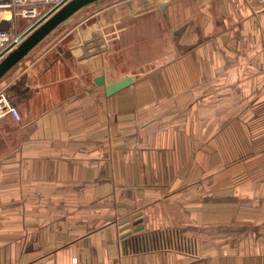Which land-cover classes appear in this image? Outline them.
Listing matches in <instances>:
<instances>
[{
  "label": "crops",
  "instance_id": "obj_1",
  "mask_svg": "<svg viewBox=\"0 0 264 264\" xmlns=\"http://www.w3.org/2000/svg\"><path fill=\"white\" fill-rule=\"evenodd\" d=\"M157 1L99 29L130 86L61 25L0 80V264H264V2ZM163 228L198 255L135 249Z\"/></svg>",
  "mask_w": 264,
  "mask_h": 264
},
{
  "label": "built area",
  "instance_id": "obj_2",
  "mask_svg": "<svg viewBox=\"0 0 264 264\" xmlns=\"http://www.w3.org/2000/svg\"><path fill=\"white\" fill-rule=\"evenodd\" d=\"M62 0H0V52L10 45L38 18ZM264 2V0H261ZM101 20V19H100ZM84 47L85 54L91 53V48H99L104 53L109 50V43L99 29L98 19L89 16L84 20ZM98 47V48H97ZM87 49V50H86ZM90 50V51H89ZM97 52V51H96ZM12 117L20 119L19 109L0 91V122ZM136 250L176 249L197 256L198 252L193 243L185 244L184 237L175 228L154 229L141 234Z\"/></svg>",
  "mask_w": 264,
  "mask_h": 264
},
{
  "label": "rangeland",
  "instance_id": "obj_3",
  "mask_svg": "<svg viewBox=\"0 0 264 264\" xmlns=\"http://www.w3.org/2000/svg\"><path fill=\"white\" fill-rule=\"evenodd\" d=\"M152 3V4H151ZM151 4V5H150ZM150 6V7H149ZM146 7L149 8H158V1L157 0H101L99 2H96L94 4H91L89 6H86L85 8L78 11L76 14L73 15L72 20H68L67 22L61 24L56 31V36H58L62 31H64L66 34L68 33L66 39L64 40L67 45L71 44L74 45L76 48L79 49L75 50V53L77 55H80V57L85 56L88 57H94L98 56L101 52H99V48L96 50V48H91L92 52L85 54V47H84V33L83 29L86 25H84V20L88 18L90 15L93 16L94 20L98 19V24L106 23V24H114L117 22H123V23H131L132 21L128 20L131 19V15H137L139 12H142L146 9ZM101 19V20H100ZM123 20V21H122ZM52 38V37H51ZM112 43L108 45V48L110 49L109 58L111 57V61L113 64H108L104 71L108 76V81L114 80L116 77L120 75H125L127 72L130 74V72H135L138 70L139 67H143L144 63H135V65H132L131 63L125 64L120 63L125 62L127 59L126 57H122L121 60L117 59L115 55V42L114 40L111 41ZM87 50V49H86ZM90 51V50H89ZM97 51V52H96ZM112 52V54H110ZM83 53V54H82ZM114 53V54H113ZM96 54V55H94ZM88 59V58H87ZM94 59V58H92ZM119 60V61H116ZM143 64V65H142ZM119 71V72H117Z\"/></svg>",
  "mask_w": 264,
  "mask_h": 264
},
{
  "label": "water",
  "instance_id": "obj_4",
  "mask_svg": "<svg viewBox=\"0 0 264 264\" xmlns=\"http://www.w3.org/2000/svg\"><path fill=\"white\" fill-rule=\"evenodd\" d=\"M99 1L101 0H62L38 18L0 52V80L59 25L67 22L81 9ZM145 74V70L140 69L112 82H108L105 74H101L94 81L99 85L104 84L106 95L110 96L138 81Z\"/></svg>",
  "mask_w": 264,
  "mask_h": 264
}]
</instances>
